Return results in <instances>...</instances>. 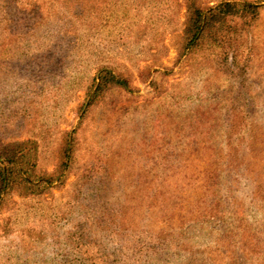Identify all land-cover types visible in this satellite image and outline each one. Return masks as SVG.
I'll use <instances>...</instances> for the list:
<instances>
[{"label": "rangeland", "instance_id": "obj_1", "mask_svg": "<svg viewBox=\"0 0 264 264\" xmlns=\"http://www.w3.org/2000/svg\"><path fill=\"white\" fill-rule=\"evenodd\" d=\"M97 1L117 2V12L91 29L83 64L90 77L104 67L127 86L90 108L79 91L61 110L43 166L58 170L60 140L77 131L72 165L41 197L13 198L0 212V264H264V11L244 81L215 55L184 53L182 0L175 26L156 37L125 29L135 23L125 22L131 0ZM41 3L22 19H44ZM27 133L24 124L0 145Z\"/></svg>", "mask_w": 264, "mask_h": 264}, {"label": "trees", "instance_id": "obj_2", "mask_svg": "<svg viewBox=\"0 0 264 264\" xmlns=\"http://www.w3.org/2000/svg\"><path fill=\"white\" fill-rule=\"evenodd\" d=\"M40 1L47 16L42 20L28 18V22L22 19L23 9ZM182 1L186 6L184 53L215 55L227 73L246 81L250 66L246 51L251 53L248 44L261 20L264 0L221 3L210 10L198 6L197 0ZM91 3L98 7H91ZM128 3L136 5L133 17L125 18V22H135L134 27L125 28L131 35L140 36L137 28L146 37L162 36L179 19V1ZM102 4L96 0H0V137L28 124L25 137L0 145V212L13 198H38L57 182L62 183L70 169L77 131L63 134L55 172L43 166L42 143L52 135L54 138L59 113L79 91L88 93L90 108L109 89L127 86L104 67L94 68L92 72H96L90 77L82 61L88 52L83 44L93 43L89 41L91 29L109 24L108 15L117 12V2L108 7ZM232 20L240 22L235 31L229 25ZM120 45L125 47L126 42ZM36 59L39 61L34 66ZM254 240L253 249L261 252L260 237Z\"/></svg>", "mask_w": 264, "mask_h": 264}]
</instances>
